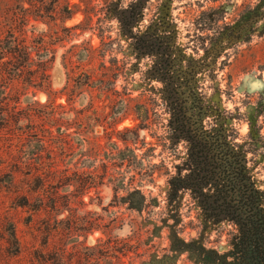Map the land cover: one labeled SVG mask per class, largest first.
<instances>
[{"label":"rangeland","instance_id":"rangeland-1","mask_svg":"<svg viewBox=\"0 0 264 264\" xmlns=\"http://www.w3.org/2000/svg\"><path fill=\"white\" fill-rule=\"evenodd\" d=\"M167 57L263 188L264 0H0V264H204L189 246L228 251V220L205 222L190 190L168 199L162 164L175 174L188 143L151 103L172 86L153 73Z\"/></svg>","mask_w":264,"mask_h":264},{"label":"trees","instance_id":"trees-1","mask_svg":"<svg viewBox=\"0 0 264 264\" xmlns=\"http://www.w3.org/2000/svg\"><path fill=\"white\" fill-rule=\"evenodd\" d=\"M158 50L152 47L154 53ZM163 52L167 55L166 47ZM153 66V73L172 77L173 81L170 89L154 90L151 103L170 110L168 124L173 143L180 140L188 143L175 174L162 164L165 171L161 175L169 176L168 199L172 201L182 191L190 190L195 204L204 213L205 222L219 224L228 220L230 228L225 231L229 238L226 252L220 253L203 244L189 248L197 250L204 264H264V187L254 179L247 151L237 143L234 130L218 125L215 119L205 124L208 110L191 85V75L184 76L182 71V76L174 60L168 57L162 64ZM138 109L143 114L140 115L143 125L148 124L150 107L141 103ZM153 112L158 115L157 111ZM131 153L136 156L134 150ZM156 170L158 164H152V175ZM217 232L222 234L224 230ZM187 246L188 243H183V247L187 249Z\"/></svg>","mask_w":264,"mask_h":264},{"label":"flooded vegetation","instance_id":"flooded-vegetation-1","mask_svg":"<svg viewBox=\"0 0 264 264\" xmlns=\"http://www.w3.org/2000/svg\"><path fill=\"white\" fill-rule=\"evenodd\" d=\"M124 156V155H123ZM124 158V157H123Z\"/></svg>","mask_w":264,"mask_h":264}]
</instances>
